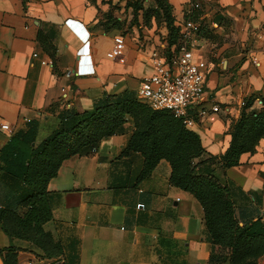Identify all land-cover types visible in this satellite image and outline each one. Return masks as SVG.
I'll list each match as a JSON object with an SVG mask.
<instances>
[{
  "label": "crops",
  "instance_id": "crops-1",
  "mask_svg": "<svg viewBox=\"0 0 264 264\" xmlns=\"http://www.w3.org/2000/svg\"><path fill=\"white\" fill-rule=\"evenodd\" d=\"M120 1L0 0V126H15L17 133L35 123L38 144L65 118L81 117L108 100L137 99L139 82L153 73L150 52L169 55L174 46H167L169 28L154 0H142L137 11L135 0ZM166 2L174 29L186 18L199 25L193 54L205 64L201 105L219 110L214 121L200 120L192 131L207 154H223L241 102H249L246 112L262 108L264 3ZM122 5L125 15L119 17ZM115 36L123 37L125 48L110 60ZM46 59L53 65H42ZM11 137L0 129V151ZM129 138L127 130L102 140L89 155L70 157L47 182L52 219L43 229L61 244L62 257L41 259L32 244L0 230V264L8 247L21 250L16 264H209L213 246L201 205L170 185L163 161L142 178V156L123 153ZM217 174L236 210L264 221V140L243 153L239 165ZM4 195L0 183V207Z\"/></svg>",
  "mask_w": 264,
  "mask_h": 264
},
{
  "label": "trees",
  "instance_id": "trees-1",
  "mask_svg": "<svg viewBox=\"0 0 264 264\" xmlns=\"http://www.w3.org/2000/svg\"><path fill=\"white\" fill-rule=\"evenodd\" d=\"M154 2L169 28L167 46H175L179 31L172 27L169 6L166 0ZM132 6L135 11L141 9L142 0H135ZM248 107L249 102H245L244 110ZM141 108L142 105L135 98L108 100L81 117L65 118L59 131L38 144L35 123L30 124L25 132L15 133L0 151V183L4 185L6 200L0 207V230L10 240L18 239L32 244L41 252V259L62 257L61 244L43 229V225L52 219L47 182L56 175L63 161L75 155H89L102 140L124 132L125 116L131 110ZM148 112V128L153 130L160 121H170L175 125L177 140L193 145L196 153L187 158L189 162L180 173L177 165L185 160L183 157L172 159L174 152L163 154L153 140L141 139L136 133H132L123 153L137 152L142 156V178L148 177L162 159L169 161L170 185L190 193L199 202L203 209L207 238L213 247L220 249L219 253L212 252L209 264H222L225 261L230 264H254L248 262L247 258L253 252L264 250V221L250 218L247 222H241L237 218L228 188L209 177L211 171L208 166L204 167L210 161L193 167L190 165V160L199 156L201 148L200 138L195 132L186 129L169 112L150 108ZM229 135V146L218 158L223 170L239 165L240 156L252 152L258 142L264 140V100L258 112H242L231 126ZM19 251L13 247L3 249L4 264H16Z\"/></svg>",
  "mask_w": 264,
  "mask_h": 264
},
{
  "label": "built area",
  "instance_id": "built-area-1",
  "mask_svg": "<svg viewBox=\"0 0 264 264\" xmlns=\"http://www.w3.org/2000/svg\"><path fill=\"white\" fill-rule=\"evenodd\" d=\"M263 2L264 0H257ZM199 25L186 18L179 29V39L174 49L166 55L160 49H153L149 61L153 73L141 79L137 89V100L154 111H166L179 120L188 130H192L200 120L214 121L217 106L204 108L201 103L205 94V64L194 59L193 49L198 41ZM125 48L122 36H115L106 57L118 59ZM37 53L32 57L37 58ZM42 65H53L52 60L41 61ZM78 71V64L76 68ZM245 102H241L243 107ZM0 129L13 136L15 126L2 124ZM142 208V205H137ZM31 264V263H28Z\"/></svg>",
  "mask_w": 264,
  "mask_h": 264
},
{
  "label": "rangeland",
  "instance_id": "rangeland-1",
  "mask_svg": "<svg viewBox=\"0 0 264 264\" xmlns=\"http://www.w3.org/2000/svg\"><path fill=\"white\" fill-rule=\"evenodd\" d=\"M120 2H122V1H120ZM124 2H125V0H124ZM124 2H122L123 5H124ZM123 5L121 7H118V9H116V15L119 17L125 15L124 12H120ZM123 9H125V12H126L127 8H123ZM138 102H139V104L142 105V108L131 110L129 112V114L127 116H125L124 131L126 132L127 130H130V137H131L132 133H136L139 135V138H141V139L153 140L157 149L163 154H168L169 152H174L173 155H171L172 159H174V158L178 159V158L183 157L185 160H182L177 165L178 172L179 173L182 172L183 170H185L187 163L189 162V161H187L188 160L187 158H189V156H191L192 154L196 153L195 147L193 145H190L188 142H179L175 136V133H174L175 132V125H173L168 120L167 121H160L159 123H157L154 126L153 130L148 128V126L146 125V122H147V117L149 115V112H148L149 107L140 101H138ZM244 111L245 110L243 108L240 112V115ZM157 116H159V114H157ZM159 118H161V117L159 116ZM239 118H240V116H239ZM36 144H37V142H36ZM200 145H201L200 154L198 157H195V158L190 160L191 161L190 165L193 167L197 164H200L201 162L210 161L204 167L208 166L209 170L211 171V174H209V177H211L213 180L219 182V178H218L219 176L217 173L219 170L223 171V169L221 168V165L218 163V158L221 154L217 155V156L207 154L204 147L202 146V143ZM161 161L165 162L168 165V167L170 169V175H171V165H170L169 161L166 159H162ZM170 175H169V178H170ZM219 184L222 185L220 182H219ZM182 191H184V190H182ZM184 192H186V191H184ZM186 193H188V192H186ZM188 194H190V193H188ZM236 214H237V218L241 222H247L251 218L250 215H246L247 213H241L238 210H237ZM240 225H241V223H240ZM206 235H207V233H206ZM219 250L220 249L218 247H213L212 252L219 253ZM253 253H251L250 256L247 258L248 262L254 263V264H264V250L258 251V252H253ZM35 264H37V263H35ZM46 264H51V263L47 262Z\"/></svg>",
  "mask_w": 264,
  "mask_h": 264
},
{
  "label": "water",
  "instance_id": "water-1",
  "mask_svg": "<svg viewBox=\"0 0 264 264\" xmlns=\"http://www.w3.org/2000/svg\"><path fill=\"white\" fill-rule=\"evenodd\" d=\"M55 264H58V263H55Z\"/></svg>",
  "mask_w": 264,
  "mask_h": 264
}]
</instances>
